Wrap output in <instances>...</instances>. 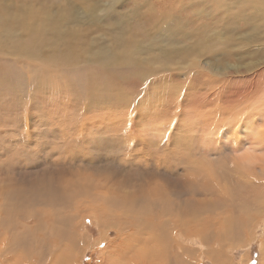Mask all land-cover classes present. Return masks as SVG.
Instances as JSON below:
<instances>
[{
    "label": "rangeland",
    "instance_id": "obj_1",
    "mask_svg": "<svg viewBox=\"0 0 264 264\" xmlns=\"http://www.w3.org/2000/svg\"><path fill=\"white\" fill-rule=\"evenodd\" d=\"M247 1L249 0H0V16L3 18L5 17L6 21L8 20L7 22H9V24H7L9 28L13 27V25L15 26V28H13L14 30L10 28L11 33H17L16 36L12 34V37L15 36L14 38L17 40L16 43L10 40L12 43L8 41L9 44L7 43L3 49H0V64H3V66L0 65V70L2 72H4V69L5 72L8 71V73H3L4 84L2 83V87H0V115L2 116H0V126L2 125V128L0 127V176H3L0 178H11L13 181L16 180V182H18V180H21L22 182L32 181L35 183L37 182L36 184L38 185H45L49 183V181L47 180L48 178L54 183L57 182L55 184H57V186L59 184V188L61 187L64 193L69 192L76 186L83 187L82 185H84V189L87 188V186L89 188L92 183H94L95 185L98 183H103L107 184V186H113V190L115 192L118 189V195L116 197V194L113 195L116 199L136 200L141 199V194H134L135 196L133 195L131 197L123 196L126 194V192L129 191V188L127 186L130 185L129 187L134 188V185H136V183L137 185H145L146 177L150 181V175H153V173H155L154 171H156V169H159L160 173L155 174H158V177H160L158 179L161 180V183L165 181V183H162L163 185L167 183L168 188L177 186L176 188L183 189L184 191L180 194L181 201L179 199V203H175V208L177 209L174 208V215L173 213L168 214L171 223L168 224L166 228L163 227L162 229H171V227H173L175 223L181 222L180 218H183L182 211H184L185 213L187 212L185 214L187 217H191L189 220L198 221L199 225L197 226V228L199 231L200 240H202L204 243L201 245L197 242H188L189 248L192 249V254L195 251V258L196 262L198 261V264L201 262H203L204 264H213V260L215 262L217 261L216 263L218 264H264V210L260 211L259 209L261 207L264 209V202L244 203V200H246L248 195H246L245 193L236 195L235 193L233 195V199L235 200V198H237L236 203H226L225 201H221L220 203H212L211 201L215 196H218L219 193L216 192L213 195L210 193L208 194L201 192L200 189L202 182L199 181V179L201 180L202 175L199 174L200 177H194L192 175L190 176L189 173H186V170H182L183 167L185 168L186 166L193 167L196 164L193 162H196L198 160V158L196 159L192 154L191 147H193V144L190 139V133H187L186 139H183V133L180 134V139H178L177 141V145L179 148L177 156L179 155V157L176 158V156L171 160L169 165V167L171 168L165 167L163 161L166 160L164 162L167 164L168 157L163 154H160V157H162L163 160L161 158L155 159L153 155L145 156L143 153L145 147H141L140 145L139 148L141 150V154L138 155L139 157H134L135 155H133V151H131L132 153L129 151V148L131 147L133 148V150H135L136 145L133 146V143H136V137H140L145 141H154L153 143H157L156 141L164 142L166 137L174 132L172 130V127H170L171 123H176L177 126H181L182 123H185V120L188 118V116L193 120V122L196 121L195 123L200 122L202 124H206L208 122L207 124H209L211 127V124L214 122V119L212 118L213 116L210 114L213 113L211 112L212 107L216 110L215 113L219 114V118L221 117L220 120L224 124L223 127L225 126L223 133L226 131L232 135L234 134L229 139H242L243 136L241 134V128V130L239 128L235 129L236 134L230 128L231 119L228 117H231L232 104L228 103L229 97L226 92V90L228 91L229 89H231L229 87V81L233 80V83L231 85L233 86V88L230 91H234L235 88L243 91L245 90V93L243 92L242 95L243 97L241 96L243 100L240 97V101L238 100L239 103H236V107H239V110L241 112H246L248 111V109L250 110L255 107L257 108L259 103L264 100V13L262 15H256L254 10V5L263 2V0H253L251 5H249ZM260 9L261 8H258L257 12L261 13L262 9ZM50 15H54V17L58 16V19H54L53 17L52 20V17ZM42 16L45 17V20L43 19L37 21V18L40 19ZM46 17L49 18L48 21H52L53 23L55 22L57 26L52 22H47V24H52L51 26L54 25V28L51 29L49 25H44V27L47 28L49 26V29H44L42 25L40 29V24H45L47 21ZM34 19L35 21H33ZM56 20L61 21V24L64 21V29H62L63 27L61 28L62 25L59 22H56ZM36 21L37 23H35ZM22 25L27 29L22 27ZM55 27L57 30L58 27L62 31L67 30V33H64V31L63 33L62 31H60L59 33V30L56 32ZM71 27H73V30L71 29ZM28 28L31 30V33L33 32L32 30H34V33L40 36L34 38V36H36L35 34L32 35L33 33L31 34L29 33V31H25L29 30ZM247 34L252 35L253 42L250 39L251 42L248 40L250 43L248 44L247 42V45H244L242 44L243 42H240V40L242 39V36H247ZM42 35H44V40L42 38ZM62 37L66 41V45L68 44L67 46L62 42V39H57ZM66 38L68 39V41L66 40ZM51 40H54L55 43L54 41L52 43ZM18 42L20 43L18 44ZM198 43H200L199 48L198 45L195 46V44ZM60 46L66 47L65 53V48H59ZM32 48H36V51L38 53L32 52ZM112 48L115 49L113 50ZM26 49H28V52ZM59 49L60 52H57L59 51ZM185 49L186 53H184ZM5 50L9 52L8 55L6 54L7 52ZM18 50L20 51V54L19 52L17 53ZM2 51H5L4 54ZM12 53L14 56L11 55ZM57 54L59 56L61 54L64 57L61 56L60 58ZM27 55L30 58H27ZM50 55H52V57H55V59L49 57ZM91 55L102 56L105 59L110 60L109 65L104 64L103 66H100L99 63H101V60H99L97 56V58H92ZM15 57H17L18 59H14ZM86 59H88V61ZM92 60L94 61L92 62ZM193 60L198 61V65L191 66L190 64ZM199 61H202L204 64L199 63ZM182 64H189V67L192 68L189 71L190 73L184 74V72L181 71V75L179 74V69ZM32 65L34 68L32 67ZM208 65L211 66L209 67ZM160 67L162 68L159 69ZM45 70H47V72H45ZM144 71L147 74H145ZM12 74H15L14 76L16 77H14ZM34 74H36L37 76H35ZM39 74H42L43 76H40ZM32 75L33 77L35 76V78H38H36L37 84L35 85H33V83H35L34 81L36 79H31L33 78ZM47 75L50 77H47ZM39 76L42 78L39 79ZM44 76H46V78ZM52 76L55 80L52 78ZM19 77L23 78V82ZM30 79L33 81L31 82ZM0 80H2L1 77ZM16 80L19 82V86L21 84V87H19L18 84V87L14 85L17 82ZM38 81L40 83H38ZM7 82L10 83L8 84L9 86L7 85ZM233 84L236 87H234ZM38 85H40L41 87H39ZM220 87H224V89L222 90L220 89ZM248 88L250 89V91ZM49 89H51V91ZM217 89L221 92H218ZM57 90L59 91V93ZM251 90L252 94L250 93ZM222 91H225L226 96L220 94L222 93ZM40 92L44 94L45 97L40 96ZM246 92H248L249 95L246 94ZM26 93L28 95L30 94L31 97L29 98V96H26ZM184 93L187 95V99L189 100L191 99V97L189 98V96L192 95L200 94L205 96L204 98H200V100L194 104L188 100H177L178 102L175 104L169 102V100L176 97H178L179 99V96L184 95ZM35 95L37 96V98L38 95L40 96L38 98L39 100L35 97ZM83 95L88 99L86 97L85 99ZM250 95L252 96L249 97ZM63 96L64 98H62ZM32 98H34L36 102ZM78 98L79 100L83 98L81 100L82 103L78 101ZM33 101L35 102V104ZM54 101L56 104H54ZM186 101L189 103H187ZM179 102L182 107L186 105L187 106L185 108L183 107V110H179L178 108H176ZM7 103L9 105H6ZM58 103L59 105H57ZM246 103L251 106L246 105ZM71 104L77 105H74V107H72ZM214 104L215 106H213ZM11 105L14 106V108ZM26 105L29 106L26 107ZM126 106L128 108H126ZM41 107H43V109ZM60 107L63 113L61 109H59ZM76 107L79 110L75 109ZM193 107L196 109L195 111ZM35 108H37L38 110ZM188 108L190 109L189 111L191 114L187 110ZM160 109L163 110L161 111ZM176 109L177 111L179 110V112H177ZM156 110H158V112H156ZM159 110L161 113L159 112ZM173 110L174 113L176 112L175 114H173ZM86 111H90V115L87 114ZM95 111L99 115L96 114ZM203 111L206 112L204 113ZM66 112L69 116L72 115L71 118L68 117ZM76 112L77 116H73ZM195 112H198L200 114L202 118L200 119V121L198 119H195ZM3 113H5L6 115ZM62 114H64L65 116ZM48 115L55 116L50 117ZM4 116L7 117L6 120ZM94 116H96L97 118H94ZM173 116L175 120L173 119ZM177 116L178 118H176ZM62 117H66L65 120H67V118L70 119L67 120L70 123H65V120L62 121ZM208 117L210 119L212 118L211 121ZM158 119L159 122L157 121ZM7 120L11 121L7 123ZM79 120L80 122H78ZM113 120L114 122H112ZM61 121L62 124L60 123ZM180 121L181 123L179 124ZM118 122L123 124L121 125L119 123V125L121 126L118 129H115ZM50 123L53 124L50 125ZM3 124L5 126H3ZM127 124L131 127V131L130 129H128ZM152 124L153 127H151ZM40 125L43 128H41ZM155 125L159 126L155 127ZM16 126L17 128H19H15ZM50 126L53 128L52 130ZM77 126H80L81 128H79L81 130ZM85 126H87V128L91 130L83 132L82 128H84ZM102 126L103 128H101ZM70 128L72 131H70ZM98 128H100V131L98 130ZM5 129L10 131H5ZM142 129L143 131L145 130L144 132L147 133L148 131L149 133H147L146 135V133H144ZM44 130H46L48 133ZM151 130L154 132H151ZM164 130L166 131L164 132ZM39 132L41 134L40 136L43 135L44 137H38ZM101 132L103 135L101 134ZM16 133L18 134L16 135ZM94 133H97L95 135H99L95 136ZM217 133H219V135L223 134L222 132ZM25 135L28 137H25ZM53 135H55L53 137L54 140L56 138L55 142H57L58 139V142L56 144L59 146L61 145L60 147L55 146L56 144L52 138ZM58 135L60 137H57ZM108 137L111 138L109 139ZM60 138L61 140H59ZM36 141H38V143ZM40 141L42 144L39 145ZM60 142H64L65 144ZM72 142L73 144H69ZM32 145L37 148H33ZM56 147L59 148L58 151L56 150ZM63 147L67 148L68 151ZM118 147L121 149H119ZM71 148H73L74 150ZM69 150H71V152ZM94 152H96L97 154ZM63 153H65V157ZM13 155L14 157H12ZM146 157L148 161H146ZM1 160L3 161V163ZM198 162L199 163L197 164L200 165L195 166L198 168H202L204 165L203 160L199 159ZM144 167L147 169H144ZM207 169H205V174H209L214 182L218 184L219 189H223L220 186L221 184L218 176L212 172H209L210 170H208V173ZM49 170L51 172H49ZM176 170H178L179 172H176ZM173 173L179 175L176 176ZM45 174H47V176ZM181 174L183 177L181 176ZM180 177H182L184 179L183 181L185 182H188L190 179H192V182H194L193 185L197 187V192L192 193V191H189V189V192L187 190L185 191L184 188L186 186H184L183 188L181 186H188L189 183H183ZM189 177L190 179L188 180ZM262 177L264 178V175H262ZM26 178L28 181L26 180ZM197 178H199V184H196ZM233 178L234 177H230L229 179L231 181V185L234 186L231 189H234L236 192H238V186H235V183L232 181ZM125 181L128 182L126 183ZM129 181L132 183H130ZM179 181H181L182 184ZM168 182L170 184H168ZM178 182L180 183V185ZM122 185L124 187H122ZM209 186L211 190L215 188L214 183H211ZM141 189L146 191V188ZM226 190L228 189H223V191ZM241 190L244 191L243 189ZM261 190H263V194L261 197L264 199V185H262ZM188 194H190L192 197ZM184 196H186L187 198H184ZM188 196L190 198H188ZM223 196H225L224 192ZM243 196L244 198H242ZM240 197L242 199H239ZM183 198L185 200H188L189 203L192 202L191 200L197 199L200 202L208 203V205L203 208L196 209L193 213H191V211H189L186 207H183L182 202L185 204ZM7 199L5 200V203H11V200L8 201ZM173 199L175 202H178V200H175V196H171L172 201ZM149 200L150 202H152L151 199ZM241 200H243V203H237L242 202ZM61 202L62 201L60 200L40 202L52 203L46 204L47 206L45 204L38 205L37 203L39 202L29 203V208H23L22 212L24 213V215L31 217L29 219H33V221L29 224H26L24 229H26V231L29 230L30 233H32V236L34 235V237L32 238H35L36 234L38 233V230L34 228L35 221H37V218H40V213L45 212L44 214L49 215L50 220L48 218L45 220L48 224L44 222L45 225H43V223L42 226L44 228L46 226L47 227L44 231V228L41 226L42 230L47 233L49 229L51 230L52 226L54 229H52L54 232H51L52 230H49L51 233L48 232L49 234H47V236L54 237L55 240L59 241V239L61 240V235L63 237H68L69 241L71 242L75 239L71 237L73 223L75 222V225L81 224L82 227H80L78 231L76 230V232H79L81 235H83V238H85V236L87 235V239L85 238L86 243H84V245L82 244L81 246L84 251L82 249L79 250L78 257L76 258L77 262L75 264H101L103 262L101 253H103L105 250H109L113 246L119 247L120 250H123L126 247L127 241H122L121 238L115 240L116 237H114L115 235L112 230L111 234L107 235L105 239H102L101 232L104 229V223H112L114 225H117L119 223L122 224L128 221L130 222V225H132L139 221L136 217L141 218V220L145 219L144 221L154 220L158 223H163L165 221V218L168 219V217H165L166 214L163 211V206H161L162 202L141 203L140 206L139 204L134 203L135 207L130 214L124 215L120 210H118L121 216L115 219L107 218L103 220L100 225V223L98 222V217L89 213L90 211L91 213H95L96 210L100 211L105 209L104 207H106V205L102 201L101 196H72L71 198L67 199L66 203L62 202L63 205ZM68 203L71 204L69 205ZM89 203L95 205H97L96 203H99L100 206L97 209L92 210L93 207ZM32 204L35 206H33ZM259 205H261V207H259ZM85 206H87L88 208ZM176 206H180L179 208L181 209L179 210ZM33 208L39 211L34 210ZM8 210L10 211L9 208ZM8 210L6 212L10 214ZM134 210L136 211V213ZM161 212H163L164 214ZM4 215L6 216L5 213L3 214V216ZM37 215L39 217H37ZM215 215L216 217L213 218ZM18 220V218L14 219L15 222ZM203 221H205V223ZM223 224L224 226H221ZM112 227L113 226H111V228ZM23 230L19 231V234L20 232L22 233ZM80 231L83 233H81ZM165 232H167L165 233V238L168 241L166 245L167 255L162 254V259L160 260L158 257V252H148L144 255V260L141 264H176L178 262H183L181 256H175L176 251L172 250L171 247H169L172 242L178 243L179 245L183 244L181 243L182 239H180L179 237H175V239L173 240L171 238V231L169 232L168 230ZM8 235L9 234L7 233L3 237H7L8 239ZM113 240H115V242H113ZM34 246L36 247L35 244ZM132 247H136V243ZM18 250H22L23 253L19 252ZM25 251L29 253V250L19 247L17 250H15V253L17 252V254L16 256L14 255V257L16 258L21 256V264H36L32 260H26L28 256L32 254L29 253L27 255V252ZM33 251H35V253L37 252L36 250H30L31 253H33ZM213 251L215 253H211ZM59 252L60 250H58L56 253ZM179 252L181 253V250ZM24 253L25 255H23ZM79 253L81 257L79 256ZM129 253H127V256L125 255L124 258H122V264H133L131 261L127 262L126 260L130 259L134 262V257L130 256ZM10 254L13 255L14 252H11ZM172 254H174L173 258ZM213 254H215V256H213ZM23 256L27 257L24 258ZM212 256L214 257V259H212ZM0 257V264H5L4 257H2L1 255ZM34 259H38V256L37 258L34 257ZM163 259L164 262L161 263ZM23 260L25 262H23ZM151 260H153L152 263L150 262ZM48 261L50 262L51 259H46L42 262V264H48ZM52 263L61 264V262H55L54 260Z\"/></svg>",
    "mask_w": 264,
    "mask_h": 264
},
{
    "label": "bare ground",
    "instance_id": "obj_2",
    "mask_svg": "<svg viewBox=\"0 0 264 264\" xmlns=\"http://www.w3.org/2000/svg\"><path fill=\"white\" fill-rule=\"evenodd\" d=\"M252 1L253 0H249V1H247V3L249 4V5H251L252 4ZM45 5V4H44ZM197 5V4H196ZM222 5V4H221ZM225 8V7H224ZM258 8H261L262 9V12L261 13H259V12H257V9ZM260 9V10H261ZM254 10H255V14L256 15H262L263 13H264V0H263V2H260V3H257V4H255L254 5ZM31 12V11H30ZM36 13V12H35ZM202 13V12H201ZM30 14V13H29ZM24 15V14H23ZM31 15V14H30ZM25 16V15H24ZM33 16V15H32ZM36 16V15H35ZM38 16V15H37ZM46 16H48V15H46ZM51 16V15H50ZM60 16V15H59ZM195 16V15H194ZM200 16V15H199ZM202 16V15H201ZM7 17V16H6ZM40 17V16H39ZM42 17H44V16H42ZM40 18V19H38L37 18V21H39V20H45V17L44 18ZM52 17V18H51ZM50 18L53 20V17H54V15L53 16H51ZM62 17V16H61ZM55 18H57L58 19V16L57 17H54V19ZM8 19V18H7ZM48 17H46V23L45 24H40V26H39V28L41 29V27H42V25H43V28L45 29H49V26H50V28L52 29V28H54L53 26H51L52 24H49V23H51L50 21H48ZM50 19V20H51ZM20 20V19H19ZM18 20V21H19ZM28 20H29V18H28ZM31 20H32V18H31ZM205 20V19H204ZM8 21V20H7ZM6 20H5V17L3 18V17H1L0 16V49H3L4 48V46L8 43L9 44V42H14V43H16V39L14 38L16 35H17V33L15 32V34H14V32L13 33H11V31H10V28H12V30H14L13 28H15V26L13 25V27H8V24H9V22H7ZM21 21V20H20ZM26 21V20H25ZM24 21V22H25ZM33 21H35V19L33 20ZM37 21L35 22V23H37ZM70 21V20H69ZM68 21V22H69ZM230 21V20H229ZM235 21V20H234ZM28 22V21H27ZM41 22H43V21H41ZM45 22V21H44ZM47 22H49L48 24H47ZM56 22H59L60 24H61V21H57L56 20ZM211 22V21H210ZM228 22V21H227ZM8 23V24H7ZM17 23V22H16ZM22 23H23V21H22ZM38 23H40V22H38ZM53 23V22H52ZM58 23V24H59ZM180 23H182V22H180ZM202 23V22H201ZM28 24V23H27ZM53 24H55V22L53 23ZM63 24H64V21H63V23L61 24L62 26H61V28L63 27ZM69 24V23H68ZM178 24V23H177ZM29 25V24H28ZM44 25H49L48 26V28L47 27H44ZM56 25V24H55ZM24 26H25V24H24ZM23 25H22V27H24ZM57 26V25H56ZM58 26H60V25H58ZM72 26V25H71ZM21 27V28H22ZM31 27V26H30ZM69 27V26H68ZM25 28V27H24ZM34 28V27H33ZM73 27H71V29H72ZM25 29H27V28H25ZM24 29V30H25ZM29 29V28H28ZM32 29V28H31ZM62 29H64V27L62 28ZM70 29V28H69ZM37 30V29H36ZM59 30V31H58ZM58 30L56 29V27H55V31L57 32H59L60 33V31H62V30H60V28L58 27ZM73 30V29H72ZM25 31H29V33H31V30L29 29V30H25ZM33 32V34L32 35H34L35 33H34V30H32ZM42 31V30H41ZM64 31V30H63ZM63 31H62V33H63ZM67 31V30H66ZM66 31H64V33L66 32ZM38 32V31H37ZM36 32V33H37ZM53 32V31H52ZM67 33V32H66ZM73 33V32H72ZM12 34L13 35H15L14 37H12ZM41 34H43V33H41ZM181 34V33H180ZM217 34V33H216ZM36 36H34V38L35 37H38V36H40V35H38V34H35ZM45 35H47V34H45ZM52 35H53V33H52ZM61 35V34H60ZM74 35V34H73ZM219 35V34H218ZM12 37V38H11ZM19 37V36H18ZM30 37H31V35H30ZM44 37V35H42V38ZM55 37V36H54ZM58 37V36H57ZM64 37V36H63ZM63 37L62 38H57V39H62V40H60V41H62L65 45H66V41L63 39ZM65 37H66V35H65ZM64 37V38H65ZM68 37V36H67ZM212 37V36H211ZM14 38V39H13ZM114 38V37H113ZM242 39L240 40V42H243L242 44H246L247 42H248V44L252 41V39H253V37H252V35H248L247 34V36H242L241 37ZM19 39V38H18ZM51 39V38H50ZM56 39V40H57ZM250 39H251V41H250ZM11 40V41H10ZM20 40H22V39H20ZM43 40H44V38H43ZM45 40H47V39H45ZM66 40L68 41V39L66 38ZM250 42H249V41ZM9 41V42H8ZM35 41H36V39H35ZM52 41V40H51ZM54 41V40H53ZM53 41H52V43H53ZM245 41V42H244ZM11 42V43H12ZM32 42V41H31ZM253 42V41H252ZM20 42H18V44H19ZM54 43H55V41H54ZM61 43V42H60ZM69 43V42H68ZM35 44V43H34ZM72 44V43H71ZM119 44V43H118ZM199 44L200 43H198V44H195V46H197L198 45V48H199ZM207 44V43H206ZM22 45V44H21ZM26 45V44H25ZM32 45V44H31ZM58 45H60V44H58ZM61 45H63V44H61ZM68 45V44H67ZM66 45V46H67ZM213 45V44H212ZM247 45V44H246ZM14 46V45H13ZM77 46V45H76ZM93 46V45H92ZM102 46V45H101ZM22 47H24V46H22ZM21 47V48H22ZM26 47V46H25ZM29 47V46H28ZM58 47V46H57ZM61 47H64L65 48V51H64V53L66 52V47L65 46H60L59 48H61ZM183 48V47H182ZM24 49V48H23ZM22 49V50H23ZM63 49V48H62ZM113 49V48H112ZM115 49V48H114ZM113 49V50H114ZM126 49V48H125ZM184 49V48H183ZM14 50V49H13ZM27 50V52H28V49H26ZM38 50H39V48H38ZM41 50V49H40ZM68 50V49H67ZM117 50V49H116ZM122 50V49H121ZM188 50V49H187ZM195 50H197V49H195ZM194 50V51H195ZM211 50V49H210ZM6 52H7V50H5ZM4 51V52H5ZM9 51V50H8ZM42 51V50H41ZM137 51V50H136ZM184 51V50H183ZM3 52V51H2ZM4 52H3V54H4ZM12 52V51H11ZM19 52V54H20V51L18 50L17 51V53ZM32 52H37L36 51V48L35 49H33L32 48ZM52 52V51H51ZM54 52V51H53ZM56 52V51H55ZM57 52H60V49H59V51H57ZM56 52V53H57ZM118 52V51H117ZM132 52V51H131ZM38 53V52H37ZM41 53V52H40ZM130 53V52H129ZM181 53V52H180ZM183 53V52H182ZM184 53H186V49H185V51H184ZM1 54V53H0ZM7 55L9 54V52H7L6 53ZM14 54H15V52H14ZM30 54V53H29ZM54 54V53H53ZM52 54V55H53ZM80 54V53H79ZM11 55H13V53L11 54ZM52 55H50L49 57H52ZM58 55V54H57ZM110 55H111V53H110ZM113 55V54H112ZM115 55V54H114ZM1 56V55H0ZM10 56V55H9ZM14 56V55H13ZM25 56V55H24ZM28 56V55H27ZM33 56V55H32ZM31 56V57H32ZM43 56V55H42ZM55 56V55H54ZM59 56V55H58ZM57 56V57H58ZM61 54H60V58H61ZM69 56V55H68ZM92 56V58H94V57H98L99 58V60H101V63H99L100 64V66H103L104 64H108L109 65V62H110V60H107V59H105L104 57H102V56H98V55H91ZM62 57H64V56H62ZM65 57H66V55H65ZM96 57V58H97ZM112 57V56H111ZM2 58V57H1ZM17 57H15L14 59H16ZM21 58V57H20ZM24 58V57H23ZM26 58V57H25ZM27 58H30L29 56L27 57ZM55 59V57H52V59ZM85 58V57H84ZM95 58V59H96ZM114 58H115V56H114ZM138 58V57H137ZM18 59V58H17ZM22 59V58H21ZM83 59V58H82ZM139 59V58H138ZM137 59V60H138ZM20 60V59H19ZM87 61H88V59H86ZM118 60H120V59H118ZM13 61V60H12ZM26 61V60H25ZM94 60H92V62H93ZM112 61V60H111ZM135 61V60H134ZM140 61V60H139ZM86 62V61H85ZM90 62V61H89ZM138 62V61H137ZM142 62V61H141ZM221 62V61H220ZM1 63V62H0ZM15 63V62H14ZM34 63H36V62H34ZM199 63H203L202 61H199ZM207 63V62H206ZM205 63V64H206ZM71 64V63H70ZM204 64V63H203ZM225 64V63H224ZM1 65V64H0ZM10 65V64H9ZM34 65V64H33ZM33 65H32V67H33ZM36 65V64H35ZM80 65V64H79ZM83 65V64H82ZM155 65V64H154ZM191 66H193V65H198V61H196V60H193L192 62H191V64H190ZM1 66H3V64L1 65ZM7 66V65H6ZM17 66V65H16ZM38 66V65H37ZM85 66V65H84ZM142 66V65H141ZM209 66V65H208ZM211 66V65H210ZM209 66V67H210ZM259 66V65H258ZM81 67V66H80ZM145 67V66H144ZM2 68V67H1ZM6 68V67H5ZM34 68V67H33ZM82 68V67H81ZM147 68V67H146ZM162 67H160L159 69H161ZM14 69H16V68H14ZM66 69V68H65ZM69 69H71V68H69ZM140 69H141V67H140ZM143 69V68H142ZM190 69H192V68H190L189 67V64H186V65H184V64H182V66L180 67V69H179V74L180 73H182L181 71H183L184 72V74L185 73H190L189 71H190ZM35 70V69H34ZM67 70V69H66ZM73 70H75V69H73ZM89 70V69H88ZM164 70V69H163ZM37 71V70H36ZM71 71V70H70ZM4 72H5V69H4ZM4 72H2L1 70H0V77L2 78V80H0V87H2L1 85H2V83L4 84V81H3V73ZM7 73H8V71H6ZM5 72V73H6ZM38 72H40V71H38ZM45 72H47V70H45ZM48 72H49V70H48ZM11 73V72H10ZM35 73V72H34ZM64 73V72H63ZM144 73H145V71H144ZM73 74H75V73H73ZM85 74V73H84ZM145 74H147V73H145ZM173 74V73H172ZM241 74V73H240ZM13 76L15 75V74H12ZM20 75H22V74H20ZM35 76H37L36 74H34ZM40 75V74H39ZM83 75V74H82ZM138 75V74H137ZM181 75V74H180ZM6 76V75H5ZM35 76L33 77V75H32V77L33 78H31V79H33V80H35L36 78H35ZM40 76H43L42 74L40 75ZM39 76V79L40 78H42V77H40ZM56 76V75H55ZM132 76V75H131ZM9 77H10V75H9ZM14 77H16V76H14ZM29 77V76H28ZM45 78H46V76H44ZM47 77H50V76H48L47 75ZM20 79H22V82H23V78L22 77H19ZM52 78H53V76H52ZM51 78V79H52ZM126 78H128V77H126ZM13 79V78H12ZM30 79V80H31ZM38 79V78H37ZM37 79L34 81L35 83H33V85H35V84H37L36 82H37ZM54 79V78H53ZM151 79V78H150ZM149 79V80H150ZM15 80V79H14ZM33 80H31V82L33 81ZM47 80V79H46ZM55 80V79H54ZM173 80V79H172ZM3 81V82H2ZM17 81V80H16ZM29 81V80H28ZM39 81H41V80H39ZM38 81V83H40ZM49 81V80H48ZM222 81V80H221ZM233 81V80H232ZM231 80L229 81V84H230V88L232 89L233 88V86H231L232 85V82ZM236 81V80H235ZM8 82H9V80H8ZM7 82V85L8 84H10V83H8ZM22 82H20V83H22ZM147 82V81H146ZM13 83V82H12ZM54 83V82H53ZM69 83V82H68ZM170 83V82H169ZM237 83V82H236ZM236 83H235V85H236ZM6 84V83H5ZM14 84V83H13ZM12 84V85H13ZM17 84H18V86H19V82L17 81L16 82V84H14V85H16V87H18L17 86ZM44 84V83H43ZM42 84V85H43ZM47 84V83H46ZM23 85V84H22ZM28 85H29V83H28ZM31 85V84H30ZM219 85V84H218ZM234 85V84H233ZM234 85V87H236ZM9 86V85H8ZM32 86V85H31ZM39 87H41L40 85H38ZM38 86H37V88H38ZM19 87H21V84H20V86ZM35 87V86H34ZM174 87V86H173ZM241 87V86H240ZM7 88H10V87H7ZM15 88V87H14ZM27 88V87H26ZM49 88H51V87H49ZM57 88V87H56ZM55 88V89H56ZM160 88V87H159ZM167 88V87H166ZM186 88H187V86H186ZM193 88V87H192ZM21 89V88H20ZM30 89V88H29ZM28 89V90H29ZM34 89V88H33ZM32 89V90H33ZM46 89V88H45ZM214 89H215V87H214ZM220 89H224V87H220ZM231 89H229L228 91L226 90V92H227V94H228V97H229V104H232V107H231V117H228V118H230L231 119V123H230V128L233 130V132L236 134V132H235V129H242V139L241 138H238V139H229L231 136H233L232 134H230L229 132H224L223 133V131H224V127H223V123L221 122V120H220V118H219V114L218 113H215L216 112V110L212 107V106H210V107H212V109H211V112H213V113H210L213 117V119H214V122L211 124V127H210V125L209 124H202V123H195V122H193V120L188 116V118L185 120V123H182L181 124V126L180 125H176V123L175 124H173V123H171V125H170V127H172V130L174 131V132H172L170 135H168L167 137H166V139H165V141L164 142H158V141H156L157 143H153V142H151L150 140L149 141H145V140H143V139H141L140 137H136L135 138V140H136V143H133V146L134 145H136V148H135V150H133V148L131 147V148H129V151L131 152V151H133V155H135L134 157H139L138 155H140L141 153H140V148H139V145L141 146V147H145V149L143 150V153H144V155L145 156H152L153 155V157L155 158V159H159V158H161L162 160H163V158L162 157H160L161 155L160 154H163V155H165V156H167L168 157V163L166 164L164 161H166V160H164L163 161V163L165 164V167H169V165H170V162H171V160L172 159H174L176 156H177V153H178V145H177V141H178V139H180V134H182L183 133V139H186V137H187V133H190V135H191V137H190V139H191V141H192V144H193V147H191L192 148V154L195 156V158L197 159L198 158V160L196 161V162H193V163H196L195 165H200V164H197V163H199L198 161H199V159L201 160H203V163H204V165H203V167L202 168H198V167H196L195 165L193 166V167H183V169L182 170H186V173H189V175L191 176H194V177H196V176H199L200 177V175H202V178H201V180L199 179V178H197V180H196V184H199L198 183V179H199V181H201L202 182V184H201V192H203V193H210V194H213L214 195V193H216V192H218L219 193V195L218 196H215L214 197V199L211 201L212 203H220L221 201H225L226 203H228V202H230V203H236V199L237 198H235V200L233 199V195L236 193V195L237 194H242V193H245L246 195H248L247 196V198H246V200H244V203H262V202H264V199L261 197L262 196V194H263V190H261V187H262V185H264L263 183H264V178L262 177V175H264V100L261 102V103H259V105H258V107L256 108H252V109H248V111H246V112H241L240 110H239V107H236V103H239V98L243 95V92L245 91H243V90H239V89H237V88H235V90L234 91H230ZM249 89V88H248ZM11 90V89H10ZM22 90V89H21ZM21 90H19V91H21ZM40 90H41V88H40ZM39 90V91H40ZM50 91H51V89H49ZM48 90V91H49ZM53 90H54V88H53ZM162 90H163V88H162ZM218 90V89H217ZM46 91V90H45ZM49 91V92H50ZM58 91V90H57ZM62 91V90H61ZM77 91V90H76ZM154 91V90H153ZM165 91V90H164ZM230 91V92H229ZM247 91V90H246ZM249 91H250V89H249ZM248 91V92H249ZM215 92H216V90H215ZM218 92H221V91H219L218 90ZM248 92H246V94H248ZM9 93V92H8ZM17 93V92H16ZM32 93H33V91H32ZM41 93V92H40ZM46 93H48V92H46ZM57 93V92H56ZM58 93H59V91H58ZM69 93V92H68ZM78 93V92H77ZM86 93V92H85ZM196 93V92H195ZM194 93V94H195ZM198 93V92H197ZM204 93H205V91H204ZM245 93V92H244ZM251 94H252V90H251V92H250ZM11 94H12V92H11ZM10 94V95H11ZM22 94V93H21ZM27 94V93H26ZM30 94H31V92H30ZM30 94L28 95H26V96H29V98L31 97L30 96ZM35 94H38V93H35ZM51 94V93H50ZM54 94V93H53ZM87 94V93H86ZM165 94V93H164ZM215 94H217V93H215ZM220 94H222V95H225V91H222V93H220ZM61 95H62V93H61ZM69 95V94H68ZM143 95V94H142ZM219 95V94H218ZM249 95V94H248ZM9 96V95H8ZM14 96V95H13ZM26 96H25V98H26ZM33 96V95H32ZM40 96H44V94H42L41 93V95ZM39 95H38V98L40 97ZM53 96V95H52ZM58 96H60V95H58ZM80 96V95H79ZM147 96V95H146ZM189 96V95H188ZM198 96H203V97H198ZM204 96L205 95H192V96H189V98L191 97V99L189 100V99H187V95L184 93V95H182V96H179V99H178V97H176V96H174V97H176V98H174V99H171V100H169V102L170 103H177L178 101L177 100H180V101H185V100H188V101H190V102H192L193 104L194 103H197L199 100H200V98H204ZM226 96V95H225ZM252 95H250L249 97H251ZM35 97L37 98V96L35 95ZM45 97V96H44ZM44 97H43V99H44ZM57 97V96H56ZM83 97H84V95H83ZM86 97V96H85ZM84 97V98H85ZM143 97V96H142ZM214 97V96H213ZM243 97V96H242ZM241 97V98H242ZM10 98H12V97H10ZM28 98V99H29ZM37 98V99H38ZM53 98V97H52ZM62 98H64V96L62 97ZM81 98V97H80ZM87 98V97H86ZM85 98V99H86ZM161 98V97H160ZM32 99H34V98H32ZM31 99V100H32ZM42 99V98H41ZM46 99V98H45ZM66 99V98H65ZM75 99V98H74ZM83 99V98H82ZM81 99V100H82ZM88 99V98H87ZM109 99V98H108ZM158 99V98H157ZM207 99V98H206ZM222 99V98H221ZM39 100V99H38ZM52 100V99H51ZM68 100V99H67ZM81 100H79V98H78V101H80L81 102ZM116 100V99H115ZM220 100V99H219ZM239 100V101H238ZM242 100H243V98H242ZM245 100H246V98H245ZM28 101V100H27ZM34 101H35V99H34ZM33 101V102H34ZM48 101V100H47ZM57 101V100H56ZM84 101V100H83ZM87 101V100H86ZM131 101V100H130ZM159 101V100H158ZM206 101V100H205ZM216 101V100H215ZM238 101V102H237ZM36 102V101H35ZM35 102H34V104H35ZM53 102V101H52ZM58 102V101H57ZM68 102V101H67ZM77 102V101H76ZM76 102H74V103H76ZM85 102V101H84ZM155 102V101H154ZM153 102V103H154ZM187 102V101H186ZM220 102V101H219ZM260 102V101H259ZM31 103H32V101H31ZM31 103H30V105H31ZM39 103V102H38ZM82 103V102H81ZM81 103H80V105H81ZM144 103H145V101H144ZM158 103V102H157ZM187 103H189V102H187ZM203 103V102H202ZM201 103V104H202ZM11 104V103H10ZM54 104H56L55 103V101H54ZM62 104V103H61ZM161 104H163V103H161ZM184 104H186V103H184ZM219 104V103H218ZM6 105H9L8 103L6 104ZM13 105V104H12ZM11 105V106H12ZM18 105H20V104H18ZM38 105V104H37ZM43 105V104H42ZM57 105H59V103L57 104ZM67 105V104H66ZM72 105V104H71ZM74 105H77V104H73L72 105V107H74ZM159 105H160V103H159ZM191 105V104H190ZM204 105V104H203ZM246 105H248V106H251V105H249V104H247L246 103ZM29 105H26V107H28ZM68 106V105H67ZM187 106V105H186ZM186 106H183L184 108L186 107ZM193 106V105H192ZM199 106V105H198ZM201 106V105H200ZM213 106H215V104L213 105ZM219 106H221V105H219ZM248 106H247V108H248ZM13 108H14V106H12ZM58 107V106H57ZM63 107V106H62ZM135 107V106H134ZM162 107V106H161ZM172 107V106H171ZM175 107V106H174ZM182 107V105L180 104V102L178 103V105L176 106V108H178L179 110H183L184 108ZM226 107V106H225ZM4 108H8V107H4ZM21 108V107H20ZM42 109H43V107H41ZM46 108H47V106H46ZM70 108V107H69ZM87 108V107H86ZM126 108H128L127 106H126ZM173 108V107H172ZM194 108V107H193ZM203 108V107H202ZM25 109V108H24ZM28 109H30V108H28ZM35 109H37V108H35ZM52 109H54V108H52ZM59 109H61V107L59 108ZM73 109V108H72ZM75 109H78L77 107L75 108ZM199 109V108H198ZM205 109V108H204ZM14 110V109H13ZM18 110V109H17ZM38 110V109H37ZM64 110V109H63ZM79 110V109H78ZM152 110V109H151ZM161 110V109H160ZM160 110H159V112H160ZM163 110V109H162ZM161 110V111H162ZM172 110V109H171ZM179 110L177 111V109H176V111L177 112H179ZM188 111L190 110L189 108L187 109ZM196 109L194 108V111H195ZM225 110V109H224ZM242 110V109H241ZM29 111V110H28ZM35 111V110H34ZM47 111H48V109H47ZM52 111V110H51ZM61 111H62V109H61ZM65 111V110H64ZM67 111H68V109H67ZM88 111V110H87ZM86 111V112H87ZM129 111V110H128ZM153 111V110H152ZM15 112V111H14ZM154 112V111H153ZM156 112H158V110H156ZM168 112H169V110H168ZM199 112V111H198ZM196 113L195 114V116H196V118H195V116H194V118L195 119H198L199 121H200V119H202L201 118V116H200V114L199 113ZM204 113L206 112V111H203ZM1 113V112H0ZM7 113H8V111H7ZM16 113V112H15ZM15 113H13V114H15ZM31 113V112H30ZM62 113H63V111H62ZM79 113V112H78ZM90 113V111L89 112H87V114H89ZM92 113V112H91ZM95 113H96V111H95ZM147 113V112H146ZM149 113V112H148ZM152 113V112H151ZM161 113V112H160ZM176 113V112H175ZM174 113V110H173V114H175ZM187 113V112H186ZM189 113H190V111H189ZM188 113V114H189ZM194 113V112H193ZM3 114H5V113H3ZM12 114V115H13ZM17 114V113H16ZM29 114V113H28ZM27 114V115H28ZM41 114V113H40ZM66 114H67V112H66ZM76 114V115H75ZM73 116H77V112L75 113ZM96 114H98V113H96ZM112 114V113H111ZM110 114V115H111ZM128 114V113H127ZM131 114V113H130ZM156 114V113H155ZM155 114H153V115H155ZM191 114V113H190ZM6 115V114H5ZM11 115V116H12ZM35 115V114H34ZM62 115H64V114H62ZM68 115V114H67ZM67 115H66V117H67ZM90 115V114H89ZM99 115V114H98ZM140 115V114H139ZM143 115V114H142ZM178 115H179V113H178ZM182 115V114H181ZM1 116V115H0ZM8 116V115H7ZM14 116V115H13ZM24 116V115H23ZM31 116V115H30ZM48 116H50V115H48ZM51 116H55V115H51ZM50 116V117H51ZM65 116V115H64ZM71 116L72 115H68V117H70L71 118ZM92 116H93V114H92ZM97 116V115H96ZM96 116H94V118L96 117ZM112 116H114V115H112ZM111 116V117H112ZM127 116V115H126ZM133 116V115H132ZM150 116V115H149ZM185 116H187V115H185ZM191 116V115H190ZM223 116V115H222ZM228 116H230V115H228ZM2 117V116H1ZM5 117V116H4ZM3 117V118H4ZM15 117V116H14ZM28 117V116H27ZM56 117H57V115H56ZM66 117L64 118V117H62V121L63 120H65L66 119ZM79 117H80V114H79ZM78 117V118H79ZM91 117V116H90ZM99 117V116H98ZM143 117V116H142ZM193 117V116H192ZM207 117V116H206ZM6 118L7 117H5V120H6ZM9 118V117H8ZM13 118V117H12ZM16 118V117H15ZM33 118V117H32ZM53 118V117H52ZM60 118V117H59ZM88 118V117H87ZM97 118V117H96ZM124 118V117H123ZM132 118V117H131ZM157 118V117H156ZM159 118V117H158ZM176 118H178V116L176 117ZM182 118H184V117H182ZM205 118V117H204ZM209 118V117H208ZM211 118V119H212ZM11 119V118H10ZM23 119V118H22ZM28 119V118H27ZM38 119H39V117H38ZM41 119H42V117H41ZM40 119V120H41ZM44 119H45V117H44ZM80 119V118H79ZM89 119V118H88ZM91 119V118H90ZM93 119V118H92ZM115 119V118H114ZM145 119V118H144ZM173 119H174V116H173ZM210 119V118H209ZM211 119H210V121H211ZM13 120V119H12ZM17 120V119H16ZM60 120V119H59ZM67 120H70V119H68L67 118ZM67 120H65L64 122L65 123H68L69 121H67ZM98 120V119H97ZM129 120V119H128ZM138 120V119H137ZM175 120V119H174ZM177 120V119H176ZM198 120H197V122H198ZM0 121H1V119H0ZM9 121H11V120H7V123H9ZM24 121V120H23ZM46 121V120H45ZM54 121V120H53ZM56 121V120H55ZM62 121L60 122L61 124H62ZM67 121V122H66ZM72 121H74V120H72ZM93 121H96V120H93ZM101 121V120H100ZM158 122H159V119L157 120ZM162 121V120H161ZM207 121V120H206ZM209 121V120H208ZM213 121V120H212ZM17 122V121H16ZM35 122V121H34ZM57 122V121H56ZM64 122H63V124H64ZM78 122H80V120L78 121ZM77 122V123H78ZM82 122V121H81ZM98 122V121H97ZM104 122V121H103ZM107 122H108V120H107ZM110 122H111V120H110ZM112 122H114V120L112 121ZM133 122V121H132ZM148 122V121H147ZM6 123V122H5ZM20 123H21V120H20ZM38 123V122H37ZM48 123V122H47ZM54 123V122H53ZM52 123V124H53ZM59 123V124H60ZM70 123V122H69ZM101 123V122H100ZM119 123L120 122H118L117 123V127H115V129H118L121 125H119ZM181 123V121L179 122V124ZM14 124H15V122H14ZM44 124H46V123H44ZM51 123H50V125H52ZM55 124V123H54ZM79 124H81V123H79ZM89 124V123H88ZM112 124V123H111ZM19 125V124H18ZM38 125V124H37ZM70 125V124H69ZM83 125V124H82ZM128 125V124H127ZM126 125V126H127ZM150 125V124H149ZM159 125H160V123H159ZM159 125H155V127L156 126H159ZM169 125V124H168ZM243 125V126H242ZM2 126V125H1ZM0 126V127H1ZM3 126H5L4 124H3ZM9 126V125H8ZM56 126H58V125H56ZM64 126V125H63ZM65 126H66V124H65ZM71 126V125H70ZM74 126V125H73ZM144 126V125H143ZM148 126V125H147ZM10 127H12V126H10ZM21 127V126H20ZM30 127V126H29ZM40 127H41V125H40ZM51 127V126H50ZM55 127V126H54ZM62 127V126H61ZM69 127V126H68ZM67 127V128H68ZM75 127V126H74ZM78 127V126H77ZM76 127V128H77ZM80 127V126H79ZM78 127V128H79ZM83 127V126H82ZM98 127H100V126H98ZM134 127V126H133ZM151 127H153V124H152V126ZM162 127V126H161ZM2 128V127H1ZM15 128H17V126L15 127ZM19 128V127H18ZM17 128V129H18ZM41 128H43V127H41ZM40 128V129H41ZM57 128V127H56ZM72 128V127H71ZM71 128H70V131H72L71 130ZM81 128V127H80ZM79 128V129H80ZM97 128V127H96ZM101 128H103V126L101 127ZM122 128V127H121ZM127 128V127H126ZM160 128V127H159ZM14 129V128H13ZM53 128L51 127V130H52ZM58 129V128H57ZM63 129V128H62ZM94 129V128H93ZM128 129H130V131H131V127L128 125ZM150 129V128H149ZM158 129V128H157ZM162 129V128H161ZM163 129H164V127H163ZM240 129V130H241ZM1 130V129H0ZM23 130H24V128H23ZM23 130H20V131H23ZM28 130V129H27ZM30 130V129H29ZM47 130V129H46ZM46 130H44V131H46ZM49 130V129H48ZM69 130V129H68ZM67 130V131H68ZM78 130V129H77ZM81 130V129H80ZM82 130H83V132L84 131H89V130H91V129H89V128H87V126H85L84 128H82ZM98 130L100 131V128H98ZM97 130V131H98ZM102 130V129H101ZM122 130V129H121ZM120 130V131H121ZM133 130V129H132ZM167 130V129H166ZM166 130H164V132L166 131ZM5 131H10V130H6L5 129ZM35 131V130H34ZM94 131V130H93ZM92 131V132H93ZM108 131V130H107ZM114 131V130H113ZM139 131V130H138ZM141 131V130H140ZM142 131H143V129H142ZM145 131V130H144ZM143 131V132H144ZM146 131H147V129H146ZM150 131V130H149ZM230 131V130H229ZM11 132H13V131H11ZM42 132V131H41ZM47 132V131H46ZM56 132V131H55ZM92 132H90V133H92ZM117 132H119V131H117ZM143 132H141V133H143ZM151 132H154V131H152L151 130ZM155 132H157V131H155ZM161 132V131H160ZM217 132H222L221 134L222 135H219V133H217ZM15 133V132H14ZM23 133V132H22ZM31 133V132H30ZM48 133V132H47ZM74 133V132H73ZM110 133V132H109ZM112 133V132H111ZM114 133V132H113ZM144 133H146V132H144ZM147 133H149L148 131H147ZM147 133H146V135H147ZM159 133V132H158ZM7 134V133H6ZM18 133H16V135H17ZM58 134V133H57ZM68 134V133H67ZM95 134H97V133H94V135ZM101 134H102V132H101ZM115 134H116V132H115ZM120 134V133H119ZM151 134V133H150ZM156 134V133H155ZM154 134V135H155ZM239 134V133H238ZM41 134H40V132H39V134H38V137L40 136ZM99 135V134H98ZM98 135H95V136H98ZM103 135V134H102ZM144 135V134H143ZM1 136V135H0ZM23 136V135H22ZM21 136V137H22ZM33 136V135H32ZM43 136V135H42ZM42 136H40L41 138H42ZM46 136V135H45ZM55 135H53L52 136V138L54 137ZM64 136H65V134H64ZM82 136V135H81ZM87 136H88V134H87ZM114 136V135H113ZM117 136V135H116ZM14 137V136H13ZM24 137V136H23ZM25 137H28V136H26L25 135ZM44 137V136H43ZM51 137V136H50ZM57 137H60L59 135L57 136ZM101 137H103V136H101ZM118 137V136H117ZM165 137V136H164ZM16 138V137H15ZM92 138V137H91ZM95 138H99V137H95ZM109 138V137H108ZM111 138V137H110ZM109 138V139H110ZM125 138V137H124ZM148 138V137H147ZM154 138V137H153ZM17 139V138H16ZM33 139V138H32ZM38 139H40V138H38ZM45 139V138H44ZM63 139V138H62ZM68 139H70V138H68ZM93 139V138H92ZM15 140V139H14ZM47 140H48V138H47ZM53 140H54V138H53ZM55 140H56V138H55ZM55 140H54V142H55ZM59 140H61V138L59 139ZM129 140V139H128ZM154 140V139H153ZM156 140V139H155ZM26 141V140H25ZM115 141V140H114ZM24 142V141H23ZM37 143H38V141H36ZM57 142H58V139H57ZM57 142H55V144L57 143ZM118 142V141H117ZM49 143V142H48ZM60 143H64V142H60ZM190 143V142H189ZM20 144V143H19ZM28 144V143H27ZM32 144V143H31ZM36 144V143H35ZM34 144V145H35ZM40 144H42L41 143V141L39 142V145ZM44 144H45V142H44ZM47 144V143H46ZM65 144V143H64ZM69 144H73V142L72 143H69ZM121 144V143H120ZM191 144V145H192ZM23 145V144H22ZM26 145V144H25ZM48 145V144H47ZM66 145H68V144H66ZM65 145V146H66ZM76 145V144H75ZM122 145H123V143H122ZM14 146H16V145H14ZM19 146V145H18ZM31 146V145H30ZM33 146V145H32ZM45 146V145H44ZM55 146H58V147H60L59 145H55ZM63 146V145H62ZM119 146V145H118ZM125 146V145H124ZM27 147V146H26ZM58 147H56L57 149V151H58ZM67 147V146H66ZM77 147V146H76ZM126 147V146H125ZM130 147V146H129ZM33 148H37V147H34L33 146ZM41 148V147H40ZM63 148H65V147H63ZM68 148V147H67ZM67 148H65L67 151H68V149ZM78 148V147H77ZM119 148V147H118ZM18 149V148H17ZM26 149V148H25ZM30 149H31V147H30ZM71 149H73V148H71ZM119 149H121V148H119ZM123 149V148H122ZM33 150H35V149H33ZM32 150V151H33ZM61 150V149H60ZM74 150V149H73ZM91 150V149H90ZM127 150V149H126ZM191 150V149H190ZM17 151V150H16ZM31 151V152H32ZM37 151V150H36ZM62 151H64V150H62ZM70 152H71V150H69ZM69 152V153H70ZM36 153V152H35ZM68 153V152H67ZM66 153V154H67ZM81 153V152H80ZM79 153V154H80ZM94 153H96V152H94ZM122 153V152H121ZM132 153V152H131ZM187 153H188V151H187ZM190 153V152H189ZM20 154V153H19ZM65 153H63V155H64ZM71 154V153H70ZM78 154V155H79ZM97 154V153H96ZM185 154V153H184ZM16 155V154H15ZM54 155V154H53ZM191 155V154H190ZM75 156V155H74ZM129 156V155H128ZM132 156V155H131ZM12 157H14V155L12 156ZM64 157H65V155H64ZM67 157V156H66ZM70 157V156H69ZM143 157V156H142ZM179 157V155L176 157V158H178ZM68 158V157H67ZM170 158V159H169ZM188 158H190V157H188ZM14 159V158H13ZM58 159H59V156H58ZM129 159H130V157H129ZM128 159V160H129ZM146 159V161H148V159H147V157L145 158ZM187 159V158H186ZM143 160H144V158H143ZM161 160V161H162ZM189 160V159H188ZM193 160V159H192ZM2 161V160H1ZM65 161V160H64ZM68 161V160H67ZM151 161V160H150ZM194 161V160H193ZM2 163H3V161H2ZM66 163V162H65ZM70 163V162H69ZM191 163V162H190ZM192 164V163H191ZM3 165V164H2ZM70 165V164H69ZM76 165V164H75ZM2 167V166H1ZM62 167V166H61ZM63 168V167H62ZM149 168V167H148ZM169 168H171V167H169ZM208 168V169H207ZM210 168V169H209ZM81 169H82V167H81ZM144 169H147V168H145L144 167ZM205 169H207V172H208V170H210L209 172H212V173H214L215 175H217L218 176V178H219V180H220V186H221V188H223V189H228V190H226V191H223V189H219V186H218V184L216 183V182H214V180L211 178V176L209 175V174H205ZM66 171V170H65ZM110 171V170H109ZM123 171V170H122ZM178 170H176V172H177ZM49 172H51L50 170H49ZM61 172V171H60ZM155 173H160V171H159V169H156V171H154ZM179 172V171H178ZM208 172V173H209ZM1 173V172H0ZM43 173V172H42ZM54 173H55V171H54ZM59 173V172H58ZM97 173V172H96ZM117 173V172H116ZM155 173H153V175L151 174L150 176V181L148 180V178L146 177V180H145V185H143V184H141V185H137V183H136V185H134L135 187L134 188H131V187H129V186H127V185H125V186H127L129 189V191L128 192H126V194L125 195H123L124 197L125 196H133L134 194H141V199H136V200H131V199H116L115 197L118 195L117 194V191H118V189L116 190V192L113 190V186H107V184H101V183H98V184H94V183H92V185L88 188V186H87V188H84L83 189V187H85L84 185H82L83 187H80V186H76V187H74L73 189H71L69 192H65L64 193V191L61 189V187L59 188V184H58V186H57V184H55V183H57V182H53L52 180L50 181L47 177H45V178H47V180L49 181V183H47V184H45V185H38V184H36L35 182H32V181H28L27 180V178H26V180L28 181V182H22L21 180L19 181L18 180V182H16V180L15 181H13L11 178H0V255L2 256V257H4V262H5V264H21V261H22V258H21V256L20 257H14V255L16 256V254H17V252L15 253V250H17L19 247L20 248H25L26 250H29V253L30 254H32V255H29L28 256V258L26 259V260H32L33 262H35L36 264H42V262L43 261H45L46 259H51V261L49 262V263H52L53 262V260L55 261V262H61V264H75L76 262H77V257H78V252H79V250L80 249H82L81 248V246H82V244L84 245V243H86L85 241H86V239H87V235L85 236V238H83L82 236L83 235H81L79 232H76V230L78 231V229L80 228V227H82L81 226V224H77V225H75V222L73 223V225H72V230H71V233H72V235H71V237H73V238H75L73 241H69V239H68V237H63V236H61L60 235V238H61V240L59 239V241H57V240H55V238L54 237H48L47 236V234H49L48 232H50L52 229H53V226L51 227V230L49 231L48 230V232L47 233H45L44 231H45V228L47 227H43L42 226V224L44 223V222H46L45 220L48 218L49 219V215H47V214H44V213H40V218L38 219L37 218V221H35V224H34V228L36 229V230H38V233L36 234V236H35V238H32V237H34V235L32 236V233H30V231L28 230V231H26V229H24L25 228V226H26V224H29L30 222H32L33 221V219H29V218H31V217H29V216H27V215H24V213L22 212V210H23V208H26V207H28V205H29V203H33V202H39V203H37L38 205H40V204H52V203H40L41 201L42 202H44V201H50V200H60V201H62V202H64V203H66V201H67V199L68 198H71L72 196L73 197H78V196H80V195H84L85 197H90L91 195H95V196H101L102 197V201L104 202V204L106 205V207H104L105 209H103V210H100V211H98V210H96V212L95 213H97V214H95L94 212H92L91 213V211H90V213L89 214H92V215H96L97 217H98V222L100 223V225H101V223H102V221L103 220H105V219H107V218H109V219H115V218H118L119 216H121L120 215V213L118 212V210H120L124 215H128V214H130L131 213V211L134 209V207H135V204L134 203H137V204H139V206L141 205V203H154V202H158V203H160V202H162V205L161 206H163V208H164V213L167 215H165V217H168L169 215L168 214H171V213H173V215H174V208H175V203H179V199L181 198L180 197V194L182 193V192H184L183 191V189H179V188H176V187H167V183L165 184V185H163L162 183H165V181L164 182H160L161 180L160 179H158V178H160V177H158V174H155ZM41 174V173H40ZM67 174V173H66ZM103 174V173H102ZM118 174V173H117ZM174 174V173H173ZM200 174V175H199ZM42 175V174H41ZM46 176H47V174H45ZM50 175V174H49ZM53 175V174H52ZM120 175V174H119ZM140 175V174H139ZM154 175H156V176H154ZM174 175H176V174H174ZM177 175H179V174H177ZM176 175V176H177ZM206 175V176H205ZM181 176H182V174H181ZM0 177H3V176H0ZM113 177V176H112ZM118 177V176H117ZM119 177H121V176H119ZM183 177V176H182ZM182 177H180L181 178V181H183L184 179L182 178ZM230 177H234L233 179H232V181L235 183V186L237 185L238 186V192H236L234 189H231V188H233L234 186H232L231 185V181L229 180L230 179ZM128 178V177H127ZM177 178V177H176ZM43 179V178H42ZM42 179H40V180H42ZM51 179V178H50ZM126 179V178H125ZM131 179V178H130ZM187 179V178H186ZM185 179V180H186ZM190 179V177L188 178V180ZM194 179V178H193ZM196 179V178H195ZM203 179V180H202ZM205 179V180H204ZM32 180V179H31ZM38 180V179H37ZM124 180V179H123ZM191 180V181H190ZM188 182H185V181H183V183L185 182V184L186 183H189V185L187 186V185H183V186H181L182 188L184 187V186H186L184 189H185V191L187 190L188 191V189H189V191H192V193L193 192H197V187H195L194 185H193V183L194 182H192V179H190ZM218 180V181H219ZM39 181V180H38ZM56 181V180H55ZM131 181H133V180H131ZM163 181V180H162ZM172 181V180H171ZM181 181H179L180 183H181ZM187 181V180H186ZM126 182V181H125ZM128 182V181H127ZM126 182V183H127ZM130 182V181H129ZM170 182V181H169ZM168 182V184H170ZM178 182V183H179ZM200 182V183H201ZM113 183H115V182H113ZM122 183H124V182H122ZM130 183H132V182H130ZM180 183H179V185H180ZM213 184L214 183V187L215 188H213L212 190L210 189V184ZM260 183H262V184H260ZM182 184V183H181ZM109 185V184H108ZM174 185V184H173ZM178 185V186H179ZM226 185H228V186H226ZM225 186H226V188H225ZM236 186V187H237ZM122 187H124L123 185H122ZM141 188H146V191H144L143 189H141ZM81 189H83V190H81ZM241 189H243L244 191H242ZM182 190V191H181ZM210 190V191H209ZM188 191V192H189ZM223 192L225 193V196H223ZM116 194V195H115ZM69 195V196H68ZM113 195H115V197L113 196ZM122 195V194H121ZM184 195H185V193H184ZM189 196H191L190 194H188ZM135 196V195H134ZM169 196H170V198H169ZM171 196H175V200H178V202H175L174 201V199H173V201L171 200ZM187 196V195H186ZM186 196H184V198L186 197ZM188 196V198H190ZM193 196H195V195H193ZM240 196H242V195H240ZM245 196V195H244ZM244 196L242 197V198H244ZM192 197V196H191ZM7 198H11V199H7ZM123 198V197H122ZM183 198V199H184ZM187 198V197H186ZM241 197L239 198V199H242ZM250 198V199H249ZM8 200V201H10L11 200V203H5V200ZM149 199H151L152 200V202H150V200ZM97 200V199H96ZM180 201H181V199H180ZM184 201H185V204L182 202V204H183V207L185 208H187L189 211H191V213H193L196 209H200V208H203V207H205V206H207L208 205V203H205V202H200V201H198L197 199H195V200H191L190 202L191 203H189V201L188 200H185L184 199ZM242 202H237V203H243V200H241ZM61 202V203H62ZM73 202V201H72ZM187 202V203H186ZM100 203V202H99ZM99 203H96L97 205H95V204H92V203H89V204H91L92 205V207H93V209L92 210H94V209H97L100 205H99ZM36 204V205H37ZM69 204V203H68ZM68 204H67V206H68ZM71 204V203H70ZM69 204V205H70ZM102 204V203H101ZM33 205V204H32ZM62 205H63V203H62ZM75 205V204H74ZM178 205V204H177ZM33 206H35V205H33ZM47 206V205H46ZM81 207V206H80ZM83 207V206H82ZM85 207H87V206H85ZM176 207H178V206H176ZM180 207V206H179ZM178 207V209L180 210L181 208H179ZM182 207V206H181ZM212 207H214V206H212ZM259 207H261V205H259ZM8 208L10 209V211L8 210ZM29 208V207H28ZM35 208V207H34ZM33 208V209H34ZM88 208V207H87ZM86 209V208H85ZM150 209V208H149ZM175 209H177V208H175ZM260 209V211H263L264 209L261 207V208H259ZM8 210V212H10V214L9 213H7L6 211ZM34 210H37V209H34ZM65 210V209H64ZM80 210H82V209H80ZM184 210H186V209H184ZM32 211V210H31ZM37 211H39V210H37ZM36 211V212H37ZM135 211V210H134ZM160 211V210H159ZM158 211V212H159ZM176 211V210H175ZM26 212H27V210H26ZM55 212V211H54ZM80 212H83V211H80ZM6 214V216L4 215L3 216V214ZM48 213V212H47ZM86 213V212H85ZM135 213H136V211H135ZM161 213H163V212H161ZM163 213V214H164ZM187 213V212H186ZM184 211H182V215H183V218H180V220H181V222H179V223H175L174 224V226L173 227H171V229H168L169 230V232L171 233V238L174 240L175 239V237H179L180 239H182V241H181V243H183V244H181V245H179L178 243H175V242H172L171 244H170V246L169 247H171V249L172 250H175L176 251V253H175V251H174V253H175V256L176 255H179V256H181V259H182V261L183 262H178V263H176V264H198V261L196 262V258H195V251H194V253L192 254V249H190L189 248V246H188V244L189 243H195V242H197V243H199V244H203L204 242L202 241V240H200V235H199V231H198V228H197V226L199 225V222L198 221H191V220H189L191 217H187L185 214H186ZM259 213V212H258ZM27 214V213H26ZM29 215V214H28ZM56 215V214H55ZM156 215V214H155ZM161 215V214H160ZM84 216V215H83ZM87 216V215H86ZM132 216V215H131ZM153 216V215H152ZM171 216V215H170ZM37 217H39L38 215H37ZM216 217V215L213 217V218H215ZM15 218H18L19 220L18 221H14V219ZM84 218V217H83ZM130 218H132V217H130ZM139 221H137L135 224H132V225H130V222H128V221H126V222H124V223H122V224H117V225H114V224H110V223H104V229L102 230V232H101V237H102V239H105V237L107 236V235H109V234H111V230L114 232V237H116L115 238V240H117V239H119V238H121L122 239V241H127V244H126V247L123 249V250H120L119 249V247H117V246H113L111 249H109V250H105L103 253H101V255H102V263L101 264H122V262H121V260H122V258H124V256L126 255L127 256V253H129V252H132V253H129L130 254V256H132V257H134V262L132 261V260H130V259H126L127 260V262L128 261H131L133 264H141V263H143V260H144V255L146 254V253H148V252H150V253H152V252H158V257H159V259L161 260L162 259V254H166L167 255V253H166V245H167V239L165 238V233H167V232H165V231H168L167 229H162L163 227L164 228H166L167 227V225L168 224H170L171 223V220H170V218L168 217V219H166L165 218V221L163 222V223H158V222H155L154 220H149V221H144V220H141V218H139V217H136ZM126 219V218H125ZM148 219V218H147ZM152 219V218H151ZM50 220V219H49ZM48 220V221H49ZM179 220V221H180ZM208 220V219H207ZM3 221V222H2ZM23 222V223H22ZM106 222V221H105ZM204 223H205V221H203ZM47 223V222H46ZM48 224V223H47ZM188 224H190V225H188ZM43 225H45V223L43 224ZM82 225H84V224H82ZM29 226V225H28ZM44 228V231L42 230V227ZM49 226V225H48ZM51 226V225H50ZM111 226H113L112 228H111ZM221 226H224V224L223 225H221ZM169 227V226H168ZM24 229V230H23ZM29 229V228H28ZM57 229V228H56ZM174 229V230H173ZM205 229V228H204ZM203 229V230H204ZM21 230H23L22 231V233L20 232V234H19V231H21ZM47 230V229H46ZM54 230V229H53ZM51 231V232H54V231ZM88 230V229H87ZM41 231V232H40ZM82 231V230H81ZM80 231V232H81ZM12 232H13V234H12ZM17 232V233H16ZM50 232V233H51ZM56 232V231H55ZM9 234L8 235V239H7V237H3L4 235H6V234ZM16 233V234H15ZM28 233H30V234H28ZM35 233V232H34ZM81 233H83V232H81ZM89 234V233H88ZM169 234V233H168ZM209 234V233H208ZM170 236V235H169ZM29 237H31V238H29ZM114 237H113V239H114ZM54 238V239H53ZM170 238V239H171ZM53 239V240H52ZM65 239V240H64ZM140 239H142V240H140ZM198 239V240H197ZM112 240V239H111ZM115 240H113V242H115ZM133 240V241H132ZM137 240H140V241H137ZM178 240V239H177ZM94 241V240H93ZM121 241V240H120ZM91 242V241H90ZM178 242V241H177ZM189 242V243H188ZM135 243H136V247H132L133 245H135ZM34 244L36 245V247L34 246ZM124 244H125V242H124ZM56 245H57V247H56ZM121 245H122V242H121ZM188 246V247H187ZM195 247V246H194ZM201 248V247H200ZM203 249V248H202ZM30 250L32 251V250H36L37 252L35 253V251H33V253H31L30 252ZM58 250H60V252L59 253H56ZM83 250V249H82ZM81 250V251H82ZM120 250V251H119ZM181 250V253L179 252ZM19 251V250H18ZM84 251V250H83ZM102 251V250H101ZM11 252H14V254L12 255V254H10ZM19 252H22V250L21 251H19ZM25 252H27V251H25ZM210 252V251H209ZM23 253V252H22ZM28 252H27V255L29 254ZM81 253V252H80ZM80 253H79V256H80ZM211 253H215L214 251L213 252H211ZM225 253V252H224ZM21 254V253H20ZM82 254V253H81ZM23 255H25V253L23 254ZM152 255V254H151ZM37 256H38V259H34V257L35 258H37ZM213 256H215V254H213ZM212 256V259H214V257ZM24 257V256H23ZM25 257H27V256H25ZM24 257V258H25ZM81 257V256H80ZM174 257V254H172V258ZM264 257V256H263ZM1 258V257H0ZM33 258V259H32ZM200 258V257H199ZM198 258V259H199ZM76 260V261H75ZM167 260V259H166ZM173 261V260H172ZM23 262H25L24 260H23ZM151 263L153 262V260H151L150 261ZM164 262V259L161 261V263H163ZM217 262V261H216ZM214 260H213V264H218V263H216ZM3 263V262H2ZM48 263V264H49ZM52 264H57V263H52ZM154 264H157V263H154ZM199 264H204L203 262H201V263H199Z\"/></svg>",
    "mask_w": 264,
    "mask_h": 264
}]
</instances>
